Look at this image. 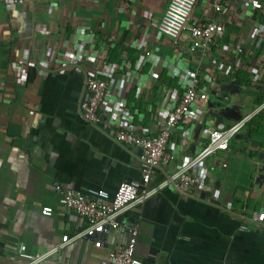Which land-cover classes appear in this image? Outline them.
Returning a JSON list of instances; mask_svg holds the SVG:
<instances>
[{
  "label": "crops",
  "instance_id": "1",
  "mask_svg": "<svg viewBox=\"0 0 264 264\" xmlns=\"http://www.w3.org/2000/svg\"><path fill=\"white\" fill-rule=\"evenodd\" d=\"M170 1L0 0V264H30L53 249L38 264H102L117 233L102 250L76 239L86 220L55 187L143 190L141 149L115 133L131 125L156 136L194 76L227 115L216 126L197 101L170 139L179 160L158 170L154 185L200 152L214 128L260 110L229 152L201 165L191 196L167 189L122 214L121 241L137 225L135 256L144 264H264V227L243 232L236 219L244 210L264 214V184L255 182L264 162V0H227L221 13L199 0L178 40L158 29ZM209 22L219 25L213 43L193 52L191 29ZM87 74L109 83L100 115L112 114L110 128L81 114ZM47 206L51 217L42 215Z\"/></svg>",
  "mask_w": 264,
  "mask_h": 264
},
{
  "label": "built area",
  "instance_id": "2",
  "mask_svg": "<svg viewBox=\"0 0 264 264\" xmlns=\"http://www.w3.org/2000/svg\"><path fill=\"white\" fill-rule=\"evenodd\" d=\"M227 0H211L213 9L221 13ZM15 5L22 4L24 0H12ZM199 0H171L163 18L159 31L172 40H178L188 28L190 17ZM219 29L215 22H209L191 29L193 44L191 50H207L214 41V36ZM88 97L80 103V111L84 120L93 125H103L110 128L112 114L107 112L106 119H102L100 110L105 102L109 89L106 80L87 74L85 78ZM205 103L209 94L202 88L198 76H194L185 89L179 103L168 113L166 121L161 125L159 133L150 138L139 136L131 125L123 126L115 133L117 141L141 149L139 156L142 173L143 190L130 183H122L113 196L105 190L89 189L86 192L64 190L56 186V191L61 194L63 204L67 210L76 212L86 220V228L77 234L76 239L90 238L96 250L108 247L111 233H117L116 248L108 250L102 258V264H144L136 258L135 251L138 238L137 225L128 227L129 239L127 243L121 241V234L125 227L119 223L118 218L137 206L145 203L156 194L171 189L181 195L191 196L198 182L197 171L201 165L217 152H229L233 139L247 126L260 108L248 114L242 120L226 129H213L209 134L208 143L200 152L178 171L166 177L158 184H153V179L158 170L170 167L174 160H179L177 154L169 152L170 139L176 127L181 129L187 123L193 105L197 101ZM54 209L50 206L42 209V215L51 217ZM243 232L251 231L252 227H264V214L248 218L244 210L243 215L236 218ZM49 254L34 259L30 264H38L52 256Z\"/></svg>",
  "mask_w": 264,
  "mask_h": 264
},
{
  "label": "water",
  "instance_id": "3",
  "mask_svg": "<svg viewBox=\"0 0 264 264\" xmlns=\"http://www.w3.org/2000/svg\"><path fill=\"white\" fill-rule=\"evenodd\" d=\"M207 106L209 111L208 115L216 120L215 124L216 126H218L220 123L223 122L224 118L227 115V108L225 107V104L221 102L216 103L213 102L212 100H208ZM251 145L257 147L258 149H261V144L255 140L251 141ZM263 158H264V154H261L260 159ZM257 169H258L257 170L258 176L256 177L255 182L258 184H264V162H262V165L258 166Z\"/></svg>",
  "mask_w": 264,
  "mask_h": 264
}]
</instances>
